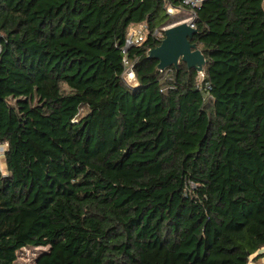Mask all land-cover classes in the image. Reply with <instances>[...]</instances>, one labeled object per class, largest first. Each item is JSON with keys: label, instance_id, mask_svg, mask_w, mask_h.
Returning <instances> with one entry per match:
<instances>
[{"label": "trees", "instance_id": "trees-1", "mask_svg": "<svg viewBox=\"0 0 264 264\" xmlns=\"http://www.w3.org/2000/svg\"><path fill=\"white\" fill-rule=\"evenodd\" d=\"M165 5L0 0V264L24 247H47L35 264H248L264 247V0L195 10L203 76L146 56Z\"/></svg>", "mask_w": 264, "mask_h": 264}, {"label": "water", "instance_id": "water-1", "mask_svg": "<svg viewBox=\"0 0 264 264\" xmlns=\"http://www.w3.org/2000/svg\"><path fill=\"white\" fill-rule=\"evenodd\" d=\"M197 32L186 22L169 26L164 30V37L159 45L146 52L148 58L156 59V68L164 71L170 66L176 67L180 61L188 68H194L198 73L203 72L205 58L201 50L190 39Z\"/></svg>", "mask_w": 264, "mask_h": 264}, {"label": "built area", "instance_id": "built-area-1", "mask_svg": "<svg viewBox=\"0 0 264 264\" xmlns=\"http://www.w3.org/2000/svg\"><path fill=\"white\" fill-rule=\"evenodd\" d=\"M174 1L176 2L174 3L172 0H166V12L171 16L180 15V18L174 23H172L171 21L169 24L164 25L161 28L155 29L152 35L157 39H162L164 37V30L174 24L186 22L191 27L195 28V10L200 8V6L207 0ZM147 33L148 28L145 24L131 26V29L125 39L124 45L122 46V51L124 53L123 60L125 65L124 78L127 77L130 80L134 79L133 64L128 63L125 56L127 49L133 45H138L139 43H141L145 39ZM200 76H203L202 72L200 73ZM206 88H209V85L206 84Z\"/></svg>", "mask_w": 264, "mask_h": 264}, {"label": "rangeland", "instance_id": "rangeland-1", "mask_svg": "<svg viewBox=\"0 0 264 264\" xmlns=\"http://www.w3.org/2000/svg\"><path fill=\"white\" fill-rule=\"evenodd\" d=\"M180 15H174L171 19L172 23L176 22L179 20ZM125 80L127 83H132L135 84V80H130L127 77H125ZM6 144L4 145H0V168L2 171L5 172L4 170V165L2 163V153L3 150L5 148ZM47 250V247H24L21 248L20 250H18L16 252V260H15V264H35V260L37 258V256L43 252ZM259 254V258L258 260L254 258L255 255ZM248 264H264V247H262L261 249H259L257 252H255L251 257H250V261Z\"/></svg>", "mask_w": 264, "mask_h": 264}]
</instances>
